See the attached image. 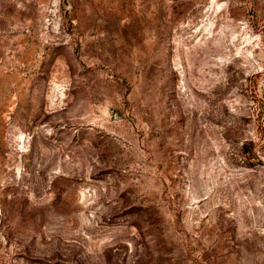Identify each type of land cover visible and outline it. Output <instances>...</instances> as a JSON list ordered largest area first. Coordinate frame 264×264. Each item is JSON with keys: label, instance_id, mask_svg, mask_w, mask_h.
I'll return each mask as SVG.
<instances>
[{"label": "rangeland", "instance_id": "1", "mask_svg": "<svg viewBox=\"0 0 264 264\" xmlns=\"http://www.w3.org/2000/svg\"><path fill=\"white\" fill-rule=\"evenodd\" d=\"M0 264H264V0H0Z\"/></svg>", "mask_w": 264, "mask_h": 264}]
</instances>
